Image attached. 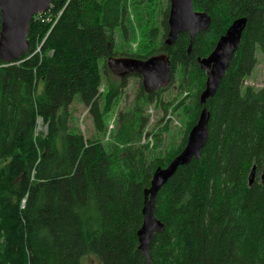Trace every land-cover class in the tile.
<instances>
[{"label": "trees", "instance_id": "16d2710c", "mask_svg": "<svg viewBox=\"0 0 264 264\" xmlns=\"http://www.w3.org/2000/svg\"><path fill=\"white\" fill-rule=\"evenodd\" d=\"M123 1L52 0L31 20L28 52L10 63L0 59V264H80L85 254L96 255L100 264L145 263L136 234L143 189L187 135L185 130L178 147L162 155L158 145L142 142L144 105L168 86L146 93L140 81L132 108L120 111L107 145L69 128L76 94L102 131L113 96L126 85L128 75L121 76L100 107L101 72L109 70L106 58L117 56L114 30L122 25ZM192 2L211 16L210 26L195 35L189 53L187 32L158 50L169 56L170 82L177 72L187 94L175 109L191 112L189 127L202 107L206 78L196 57L209 54L234 18L246 16L247 22L207 100L209 135L200 157L178 166L156 196L155 216L165 229L152 239L150 264H264V86L242 84L257 63L255 51L264 52V0ZM168 11L169 3L164 35ZM38 118L45 132L36 133ZM162 130L151 131L154 140ZM253 165L260 176L249 184Z\"/></svg>", "mask_w": 264, "mask_h": 264}, {"label": "water", "instance_id": "95a60500", "mask_svg": "<svg viewBox=\"0 0 264 264\" xmlns=\"http://www.w3.org/2000/svg\"><path fill=\"white\" fill-rule=\"evenodd\" d=\"M52 0H0V59L6 63L19 59L29 50L28 30L32 18L49 9ZM246 16L232 20L221 34L208 55L196 57L199 67L206 74L204 88L199 94L201 109L196 122L190 128L183 148L165 166H157L151 176L149 186L143 189L142 222L136 232L138 248L145 257L144 264H150L149 249L157 232H163L165 225L155 216V200L161 187L174 174L177 167L188 164L201 155L209 135L210 113L206 107L225 75L237 50L244 28ZM168 31L164 44L174 45L182 32L189 34V53L195 35L206 30L211 24V16L206 11L195 10L192 0H169L167 17ZM108 68L120 77L136 74L141 77L146 93L157 91L170 83L171 63L169 56L162 52L142 59L133 56H113L106 59ZM256 166L251 168L248 178L251 184L255 177ZM264 170V164H263Z\"/></svg>", "mask_w": 264, "mask_h": 264}, {"label": "rangeland", "instance_id": "374dc122", "mask_svg": "<svg viewBox=\"0 0 264 264\" xmlns=\"http://www.w3.org/2000/svg\"><path fill=\"white\" fill-rule=\"evenodd\" d=\"M167 3H169V0L123 1L124 15L121 20L122 25H119L114 30V51L117 52V56H130L132 54L144 53L155 55L163 52H159L158 50L167 34L164 35V28L162 26L163 14ZM255 57L257 63L252 68L250 74L243 79L242 84L244 87L251 86L257 89L264 86V52L257 49L255 51ZM99 63L101 66V59H99ZM140 81L141 77L139 75L133 74L127 76L125 87L120 88L118 94L113 96L111 104L104 114V129L102 131H97L94 128L88 106L76 94L69 105L70 130L83 134L87 139H101L107 145L110 133L117 126V118L120 111L132 108L133 101L139 92L138 86ZM119 82L120 76L110 69H107L104 73L101 72V85L99 87V104L101 108L105 105V93L108 88L110 86L117 87ZM179 84V75L176 72L173 81L168 84V88L161 90L155 99L144 105L143 112L147 116L148 122L144 129L142 142H149L150 148L158 145L155 150L160 155L173 148L176 149L180 144L185 130L188 134L190 128L196 122L195 120L189 127L191 112L185 107L175 109V104L178 100L187 95L185 92H181L182 89ZM42 86L43 83L40 82L38 92ZM184 104H187V101ZM158 126L165 127V130H162L160 132L161 134H159L161 136L157 140H154L151 131H155ZM45 130V123H43L41 118H38L35 129L36 133L45 132ZM255 175L260 176V173H256ZM80 264L100 263L96 255L85 254L81 257Z\"/></svg>", "mask_w": 264, "mask_h": 264}, {"label": "built area", "instance_id": "2783aa9c", "mask_svg": "<svg viewBox=\"0 0 264 264\" xmlns=\"http://www.w3.org/2000/svg\"><path fill=\"white\" fill-rule=\"evenodd\" d=\"M59 14H60V12H59ZM39 49H40V45L35 49V51H39Z\"/></svg>", "mask_w": 264, "mask_h": 264}, {"label": "bare ground", "instance_id": "6f19581e", "mask_svg": "<svg viewBox=\"0 0 264 264\" xmlns=\"http://www.w3.org/2000/svg\"><path fill=\"white\" fill-rule=\"evenodd\" d=\"M263 174V173H262Z\"/></svg>", "mask_w": 264, "mask_h": 264}]
</instances>
